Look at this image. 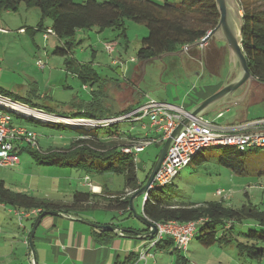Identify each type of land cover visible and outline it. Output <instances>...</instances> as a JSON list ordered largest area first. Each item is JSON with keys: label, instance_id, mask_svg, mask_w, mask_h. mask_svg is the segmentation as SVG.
<instances>
[{"label": "rangeland", "instance_id": "374dc122", "mask_svg": "<svg viewBox=\"0 0 264 264\" xmlns=\"http://www.w3.org/2000/svg\"><path fill=\"white\" fill-rule=\"evenodd\" d=\"M154 1L164 3L166 0ZM40 20L41 13L37 7L22 4L17 11L0 10V95L8 91L11 99L25 101L27 103H22L28 107L33 102L38 103L50 109V114L55 112L67 115L63 113L92 109L98 104H104V107L118 112L138 100L144 101L147 97L176 104L191 103L196 94L194 87L200 81L203 82L197 77L214 75L207 76L206 81L220 87L222 83L219 82H224L227 78V81H231L239 72V66L233 67L229 61L226 43L216 38L201 45L200 53L192 52L189 59L183 60V70L187 69L185 73L177 71L179 66L173 67L169 63L170 59L166 57L144 63L134 60L142 38L148 35V28L144 23L131 19L125 20L126 35L122 37L119 36L121 31L116 28L104 31L81 30L72 39V52L59 55L54 50L64 46L66 39L51 33L45 37L47 29L37 30ZM45 25H51L50 18L45 19ZM107 43L114 44L112 52L106 49ZM217 43L223 44L222 47L217 46ZM70 58H74L76 63H72ZM40 61L44 67L40 66ZM81 63L88 65L100 79H89L85 82L80 78L73 69L76 64ZM263 96L264 92L259 97L248 95L239 102L221 101L211 105L202 115L205 119L220 124L239 123V118L251 120L264 117ZM27 98L30 101L25 100ZM220 111H223V116L218 117ZM12 115L15 124L24 125L38 133L39 144L26 145L25 149L18 152L19 163L0 166V179L5 181L7 187L51 200L71 201L76 191H88L89 182L85 180L88 173L90 178L94 177L92 181H106L114 193L123 189L124 176L121 174L108 172L101 176L92 170L79 167H58L40 163L34 157L31 151L42 152L50 146L68 145L78 135V130L73 129V126L58 128L49 121L29 119L14 113ZM78 116L87 117L86 114H77ZM144 123L145 125L141 122L124 121L121 122V127L134 133H150V137H154L157 133L149 126L148 119ZM75 125L88 129L90 124L84 122ZM106 130L103 127L98 131L104 133ZM163 144L153 143L138 154L140 179H144L152 168ZM222 151L220 146L202 149L199 156L201 161L193 160L182 167L173 182L160 189L166 197L181 203H204L223 199L227 205L237 208L249 201L255 204L264 203V147L245 152L242 171L223 164L220 161ZM219 190L222 193H218ZM102 192L100 189L94 193ZM153 192L158 193L157 190ZM144 199V195H140L135 200L138 212L142 211ZM87 215L108 224L113 223L118 228H147L134 213H121L103 206H96ZM57 219L61 220L59 217ZM31 224L32 219L26 217L22 211L0 204V264H32L28 245ZM218 231L222 233V228H218ZM235 231H246V228L237 224ZM39 232L40 229L38 234ZM142 239L140 240L147 239L142 251L149 250L151 255L146 262L141 259V251L140 264H175L177 254L172 251L175 245L171 249L160 250L156 246H149V237ZM240 239L243 240L244 237L240 236ZM182 253L189 259L187 264H264V258L252 259L240 255L235 243L207 246L197 236Z\"/></svg>", "mask_w": 264, "mask_h": 264}, {"label": "trees", "instance_id": "16d2710c", "mask_svg": "<svg viewBox=\"0 0 264 264\" xmlns=\"http://www.w3.org/2000/svg\"><path fill=\"white\" fill-rule=\"evenodd\" d=\"M238 1L244 21L242 47L248 59L251 73L256 79L264 82V0ZM22 4L27 7H37L40 10L41 20L38 23L37 30L52 28L59 38L66 39L64 46L57 47L54 50L59 55L72 52L74 45L72 39L81 30L96 29L104 31L108 28H116L121 31L119 36L122 37L126 35V19L144 23L148 28V35L142 38L136 57L142 63L159 58L164 53L180 51L187 45L201 40L218 24L220 19L216 0H166L164 3L154 0H0V10L17 11ZM47 18L51 19V25L46 27L45 19ZM30 29L34 32L37 31L34 28ZM201 50L200 46H196L185 54L167 55L165 57L170 59L169 63L173 67L179 66V68H176L177 71L185 73L187 69L183 70L185 63L183 60L189 59L192 52L198 54ZM70 61L76 63L74 58ZM73 70L85 82L89 79H100L96 72L83 63L76 64ZM190 70L188 69V71ZM3 96L12 97L8 91ZM14 100L21 101L18 98ZM22 102L27 103L25 101L19 103L23 104ZM199 102L197 101L189 108H193ZM140 103L141 100H138L137 103L118 112L104 107V104H98L93 106L92 109L77 111L71 109L72 111L63 113L67 115H60V113L55 114V112L50 114V109L33 102L30 105L31 107L26 105L28 110L26 114L32 115V112H37L34 115L35 117L30 116L27 118L49 121L51 124L55 123V127L65 128L70 126L64 123L58 125L57 123H60L56 122L58 117L73 119L105 118L129 111ZM13 113L23 117L18 113ZM77 114H86L87 117H77ZM103 127L107 130L104 133L99 132L98 130ZM73 129L78 130V135L71 139L68 145L51 146L42 152L31 151L32 154L40 163L48 165L79 167L88 171L92 170L101 176L108 172L121 174L124 176V187L114 193L105 181L103 182V192L101 194L76 191L71 202L67 203L15 191L7 187L5 181L0 179V204L9 205L26 213L39 210L28 217L32 219L31 226L38 214L43 211L74 212L75 216L78 217L81 216V211L95 209L100 202L108 209H116L122 211V213L130 212L132 214L130 198L134 191L141 188L151 172L152 168L144 179H140L138 176L137 155L133 152H125L123 149L139 143L143 138H156L158 134L150 137V133H134L123 129L121 123L90 126L88 129L73 127ZM25 148L26 145L21 150ZM221 148H223V151L220 155V161L242 171L245 152L252 148L245 150L238 149L235 146H221ZM199 156L200 152L193 157L192 161H201L202 158ZM86 177L90 178V176ZM167 185L151 187L146 201L143 202L142 211L150 220L162 223L170 220H178L183 223L199 221L195 237L197 236L204 245L235 243L240 255L252 259L264 258V203L255 204L249 201L248 204L238 208L227 205L223 199L204 203H181L165 196L164 191L160 188ZM156 190L158 193L154 194L153 191ZM96 195H99L100 198L96 199ZM246 195L248 194L246 193ZM237 224L246 228V231H235ZM218 228H222V233H219ZM129 229V232L135 231L134 228ZM147 230H149L148 227L140 231ZM99 232L114 236V232ZM240 236H243L244 239H240ZM173 246L174 241L171 238H164L156 244V248L160 250L171 249ZM172 251L177 254L175 264H187L189 262L182 251L177 248ZM137 257V254L131 253L124 261L120 262L119 260L116 264H131L137 260Z\"/></svg>", "mask_w": 264, "mask_h": 264}, {"label": "built area", "instance_id": "2783aa9c", "mask_svg": "<svg viewBox=\"0 0 264 264\" xmlns=\"http://www.w3.org/2000/svg\"><path fill=\"white\" fill-rule=\"evenodd\" d=\"M24 30V29H22ZM55 34L52 28H48L47 35ZM106 49L109 52L114 50V44L107 43ZM40 66L44 67L41 61ZM18 113L26 117H35V113L26 114L27 106L21 104L9 97L0 95V166H10L19 162L17 150L24 145L37 146L38 133L24 125L15 124L12 113ZM223 116V112L218 117ZM190 118L191 122L175 138L165 160L163 161L159 171L155 176L154 184L163 186L173 181L179 170L191 163L193 157L201 152L204 148L214 146H235L238 149L245 150L248 148L264 147V119L252 122H239L232 124H220L216 121H210L205 117L194 116L190 110L182 105L165 100H159L154 97H147L133 109L112 115L105 118L85 119V121L73 118L58 117L56 122L64 121L67 126H77L89 122L90 126H105L114 123L120 124L124 121L143 122L146 119L150 121L151 126L159 134L156 138L144 139L139 143L125 147V152H133L138 155L147 146L152 143H163L179 123ZM63 123V122H60ZM95 187L92 189L94 190ZM218 193H222L221 190ZM37 210L26 213H34ZM157 225V233L153 238H149V246L153 247L164 238H171L175 247L180 251L188 249L190 241L195 237L199 221L180 222L178 220H170L167 222H155ZM120 235H124L122 230L117 231ZM151 255L148 251L141 252V259L147 262V258ZM155 264V263H153Z\"/></svg>", "mask_w": 264, "mask_h": 264}, {"label": "crops", "instance_id": "0c3cea01", "mask_svg": "<svg viewBox=\"0 0 264 264\" xmlns=\"http://www.w3.org/2000/svg\"><path fill=\"white\" fill-rule=\"evenodd\" d=\"M77 1H84V0H77ZM222 45L223 44L219 45L217 43V46L219 47H222ZM228 56H229V51H228ZM210 75L211 74L206 76L203 75V77H197L199 81L203 80L204 83L200 81V84H197L194 87V89L196 90L195 98H193L194 100L191 103H184L182 105L189 108L192 104H195L197 101L199 102L205 99L206 97L210 96L211 94L219 90L226 83V81H224L225 83L223 81L219 82L222 83L220 87L213 85L212 83H207L206 81L207 76L209 77L214 76V75L211 76ZM237 75L238 73L236 74L235 77H237ZM247 86L248 83H246L241 90L239 89L240 91H237L234 94L235 96L234 99L232 100L228 99L227 102L229 101L239 102L242 101L243 98L247 97L248 95H252L253 97H259V95L264 92V82H261L258 79L253 80V82L249 87L248 92H246L248 88ZM221 112L223 111H220L219 113ZM261 119H264V117L255 118L251 120L245 118H239L241 122H252ZM148 122H149V126L151 127L149 120ZM232 123H226V124H232ZM143 125H145V123H143ZM20 151L21 150H18V152ZM86 176H90V175L87 173ZM89 180L87 181L91 182L93 185L97 187L98 190L96 191H100V189H103L104 181L102 180L92 181L94 180V177L90 178ZM88 185H89V189L87 192H92L90 188L91 185L90 184ZM95 198L99 199L100 196L96 195ZM56 201H62L67 203L71 202V201H63V199ZM96 206L105 207L104 204L101 202L98 203ZM90 210L91 209L85 210L84 212L81 211L80 212L81 216L78 217L86 218L90 221L97 222L100 224H108L106 222H102L100 220H96L94 218L89 217L87 215V212H89ZM120 212L122 213V211ZM69 214L73 216L76 215L74 212H71ZM58 217L59 219L61 218L60 221L57 219ZM129 228L131 227L121 228L125 232L124 235H118V233L114 232V236H109V235L101 234L98 228L90 224L81 222L79 220H74L67 217H60L55 215H47L43 218L41 224L37 228L34 238V245L36 249L38 264H116L119 260L120 262L124 261L131 253H135L138 255L137 260L132 262L131 264H140L139 254L144 249V244L147 242L146 241L147 239L142 241L143 240L142 238L129 237L128 235H135V233L128 231L130 230ZM39 229L40 232L38 234ZM135 231H140V230L135 229ZM27 240H25V242ZM29 255L31 260L33 261V257L32 254H30V250H29Z\"/></svg>", "mask_w": 264, "mask_h": 264}, {"label": "water", "instance_id": "95a60500", "mask_svg": "<svg viewBox=\"0 0 264 264\" xmlns=\"http://www.w3.org/2000/svg\"><path fill=\"white\" fill-rule=\"evenodd\" d=\"M217 8L220 14V19L218 24L209 31V33L202 38L201 40L194 42L193 44L187 45L177 52H168L160 55L159 58H163L167 55H182L188 52L190 49L207 44L211 39L216 38L217 40L224 41L228 47L229 51V61L232 63L233 67L239 66V72L237 77H235L231 81H227L226 83L216 92L201 100L198 104H196L191 110V114L194 116H201L203 112L208 109L211 105L221 102L228 101L234 99V94L241 88L244 84L248 83V88L246 92H248L249 87L253 80H256L254 75L251 73L248 59L244 53L242 47V31L244 26L243 21V13L241 10V6L238 0H216ZM190 118L183 119L179 125L173 130L171 135L167 138L165 143L163 144L155 163L151 169L150 174L148 175L147 180L141 186L140 189L134 191L130 198L131 210L135 214L140 221L147 225V227H151V230L148 231H134L135 235H128L129 237L135 238H144L151 237L157 233V225L150 220L143 211L138 212L135 206V200L138 196L144 195L145 200L149 191L154 184L155 176L159 171L163 161L165 160L175 138H177L181 132L190 124ZM47 215H55L60 217H67L74 220H79L81 222L90 224L101 231L105 232H115L118 227L113 224H100L97 222L90 221L86 218L75 217L69 213H65L58 210H46L38 214L36 217L32 228L29 234V247L31 249V253L33 256V264H38L37 254L34 245V238L37 231V228L41 224L43 218Z\"/></svg>", "mask_w": 264, "mask_h": 264}, {"label": "bare ground", "instance_id": "6f19581e", "mask_svg": "<svg viewBox=\"0 0 264 264\" xmlns=\"http://www.w3.org/2000/svg\"><path fill=\"white\" fill-rule=\"evenodd\" d=\"M135 59L137 60V58H134V60H135ZM188 109H189V108H188ZM191 109H192V108H191ZM191 109H189V110H191ZM26 113H28V110H27ZM202 116H203V115H202ZM137 122H138V121H137ZM141 123H144V121L141 122ZM150 125H151V124H150ZM151 127H152V126H151ZM152 128H153V127H152ZM153 129H154V128H153ZM156 133H157V132H156ZM157 134H158V133H157ZM158 136H159V134H158ZM168 137H169V136H168ZM166 140H167V139H166ZM166 140H165V141H166ZM142 141H143V140H142ZM165 141H164L163 143H165ZM163 143H160V144H163ZM152 144H153V143H152ZM150 145H151V144H150ZM24 146H25V145H24ZM24 146H23V147H24ZM30 146H31V145H30ZM21 149H22V147H20L18 150H21ZM18 150H17V154H18ZM144 150H145V149H144ZM144 150H143V151H144ZM140 153H141V152H140ZM137 156H138V155H137ZM88 179H89V177L86 178V180H88ZM173 179H174V178H173ZM89 184L91 185L92 188H93V187L97 188L96 186H93L90 182H89ZM92 188H91V189H92ZM95 188H94V190H93V189H92V190H93L94 192H97ZM147 196H148V195H147ZM144 198H145V197H144ZM146 199H147V198H146ZM144 201H146V200L144 199ZM38 211H39V210H37V211L34 212V213H30V215H29V216H26V217H30L31 215L37 213ZM22 212H23V211H22ZM27 213H29V212H27ZM72 216H73V215H72ZM154 223H155V222H154ZM155 224H156V223H155ZM148 228H151V227H148ZM99 230H100V229H99ZM118 230H119V228L115 231V233H118V232H117ZM120 230H122V229H120ZM150 230H151V229H150ZM100 231H101V230H100ZM122 231L124 232V230H122ZM124 234H125V232H124ZM154 236H155V235H154ZM149 238H151V237H149ZM28 244H29V241H28ZM174 245H175V244H174ZM175 248H176V247H175ZM30 252H31V249H30ZM139 258H140V256H139ZM32 264H33V261H32Z\"/></svg>", "mask_w": 264, "mask_h": 264}]
</instances>
